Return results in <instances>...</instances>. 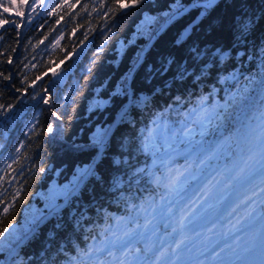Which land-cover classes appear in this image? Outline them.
Instances as JSON below:
<instances>
[{"label": "trees", "instance_id": "16d2710c", "mask_svg": "<svg viewBox=\"0 0 264 264\" xmlns=\"http://www.w3.org/2000/svg\"><path fill=\"white\" fill-rule=\"evenodd\" d=\"M189 1L194 0H143L137 6L108 12L107 7H100L101 0H68L74 7L65 5L48 15L60 0H44L32 11L31 22L15 15L20 0H12L13 7L7 13L0 8L4 18L21 23L19 29L12 24L0 28V73L10 75L9 80L0 76V105L12 106L0 116V177H4L0 180V200L4 201L0 204V227L10 223L15 236L0 249V264L11 246L64 200L78 171L91 164L96 140L104 136L127 100L129 69L154 30L176 10L175 5ZM3 3L7 6L8 0ZM103 3L107 6L112 0ZM84 5L87 8L82 10ZM200 9L191 8L164 27L133 71L132 99L95 164L99 179L89 178L63 208L49 214L13 250L7 264H63L79 249L97 243L116 217L130 215L127 204H158L164 190L154 187L146 175L135 174L138 169L152 167L151 155L139 151V145L153 121L162 125L183 119V113L196 106L202 96L209 97L210 106L223 105L243 88L245 78H255L257 83L242 101L230 106L224 119L203 138L208 149L221 135L228 136L226 146L209 164L232 165L234 173L241 167L239 162L249 157L256 132L264 137V89L259 85L264 63V0H219L207 11L203 9L187 38H180L182 29ZM21 10L29 11L27 6ZM243 23L249 30L241 35L238 27ZM194 47L207 53L195 63L190 53ZM216 49L227 52L230 59L213 66ZM169 60L173 61L169 70L161 72ZM203 60L209 64L201 73ZM185 64L190 74L181 79L177 67ZM230 72L236 74L238 83H221L218 78ZM45 95L50 104L41 99ZM53 111L62 119L53 116ZM48 124L54 125L53 133H45ZM17 147H21V153L16 154L19 160L12 163L11 154ZM172 163V167L183 169L186 159L176 156ZM254 176L245 172L242 183L232 184V201L226 204L229 209L240 204L246 192L260 182ZM4 206L9 207L6 214ZM230 214L231 222L245 216L241 204ZM139 220L143 224V217ZM157 223L158 237L167 242L171 227L165 229L159 218ZM116 254L120 255L118 246ZM94 258L111 259L106 253Z\"/></svg>", "mask_w": 264, "mask_h": 264}, {"label": "snow or ice", "instance_id": "6c2138e0", "mask_svg": "<svg viewBox=\"0 0 264 264\" xmlns=\"http://www.w3.org/2000/svg\"><path fill=\"white\" fill-rule=\"evenodd\" d=\"M79 2L80 0H76V3ZM142 2L143 0H131V3H129V0H112V3L106 6L103 0H101L100 7H107L108 12H115L119 9H127L130 6H137ZM43 3L44 0H20L15 15L20 17L21 20L27 17V20L31 22L32 11ZM65 5L68 8L74 7V4L69 3L68 0H60V3L55 4L51 12H47L46 14L54 15L57 9H63ZM25 6L29 9L28 12L21 10ZM193 6L202 7L207 11L210 7L214 6V0H194ZM11 7H13L12 0H8L7 6L4 5L3 0H0V8L3 9V13H7ZM86 8L87 5H84L82 10ZM182 8L183 6L177 3L175 5L176 10L165 21V24L171 19H174ZM3 13H0V28L8 24L15 25L17 29L21 27L19 21L6 19ZM65 14L67 15V13ZM199 19L200 17H197V21ZM57 23H59V20H57ZM195 23L196 21L193 22V25ZM193 25H189V28L185 29V32H189V29ZM163 26L161 25V27ZM248 30L247 23H243L238 27L241 35ZM17 35H19V32H17ZM182 42L178 41V43ZM190 53L194 63L201 61L207 55L206 52L195 47L190 49ZM228 59H230V56L227 52L222 49H216L212 53L211 62L215 66L225 63ZM172 63L173 61L169 60L168 65L162 67L160 71H168ZM208 64L209 61L203 60V63L200 65L201 73H204L208 68ZM189 74L186 64L177 67V76L179 78L183 79ZM52 75L56 76L57 74L53 72ZM0 76H3L4 80L10 79V75L0 73ZM218 79L221 83H227L229 81L238 83V78L234 72H230L227 76H221ZM245 79L247 83L244 84L243 88L234 92L229 101L223 105L213 104L210 106L208 104L209 97L202 96L199 98L196 106L183 113V119L163 123L162 125L153 121V127L148 129L144 141L139 145V151L146 155H151L152 167L138 169L135 174L146 175L154 187L164 190L159 204L155 201L150 202L147 206L141 203L139 207L134 203L127 204L126 207L130 215L116 217L110 226L105 227L97 243L89 244L87 248L79 249L76 255L68 256L63 261V264H205V261L202 260L185 261L182 258L185 252L191 253L194 248L208 249L210 247L209 242L211 241V236L193 230L192 225L196 221L208 220L219 210V207L227 199L228 193L226 190L233 183L239 182L244 178L247 162H245V166L239 167L234 173L228 176L221 173L219 178L212 177L207 179L201 188L194 193L196 199H190L189 203L180 209L178 218H174L175 204L172 197L182 192L189 181H197L204 169L208 167L209 161L215 158L219 146L217 148L210 147L205 149L203 138L209 133V130L214 124H218L224 119L229 107L241 102L249 89L257 83L255 78ZM259 85L264 89V63L261 65ZM16 90L23 91L20 88ZM36 95H39V93ZM35 98L36 96H33V99ZM41 99L45 104L51 103V99L47 95L41 97ZM176 99L178 102L180 98L177 97ZM11 107V105L7 107L0 105V108L4 109L0 111V116H3ZM52 115L57 119H62V116L56 111H53ZM161 116L163 117V113ZM176 124H179V127ZM44 131L49 134L53 133L54 125L48 124ZM197 135L200 137L199 140L196 139ZM96 144L99 149L97 155L102 156L104 149L107 147L104 137H99L96 140ZM21 147H23V142H21ZM21 147H17L15 152L11 154L12 163H18L19 157L16 154L21 153ZM176 156L185 157L186 165L183 170L172 167V161ZM4 164L7 167H11V164L7 160L4 161ZM38 170L41 172L44 171L43 168H39ZM5 172L7 174V169H5ZM20 174L23 173L21 172ZM92 177H96L95 165H85L78 171L75 182L71 186V191L68 192V195H71L72 191L80 188ZM96 178L99 179V177ZM3 179L4 177H0V180ZM258 195H264V187H261L259 192L253 191L252 196ZM252 196L246 195L240 201V204L251 201ZM3 203L4 201L0 200V204ZM240 204H237L232 210L235 211ZM261 204H264V199L261 200ZM2 211L5 214L8 213L9 207L4 206ZM254 211L255 209L253 208L247 215L251 216ZM140 217H143V224L140 223ZM158 218L164 222L165 229L171 226V232L166 234L170 238L167 239V242L157 235L159 231ZM261 219H264V211H262ZM170 221L171 224L169 223ZM11 228L12 225L10 223L0 227V249L15 238L14 233L11 232ZM207 233H212L211 227L207 228ZM92 239L95 241L97 237L93 236ZM133 241H135V246L133 245ZM118 244L121 245L119 256L116 254ZM140 245H143V247ZM223 251L224 249H221V252ZM233 251L235 250L233 249ZM246 251H251V248L246 249ZM104 253L111 259L94 258ZM209 264H234V262L221 259L220 252H217L215 247H211V260ZM259 264H264V232L261 233V259Z\"/></svg>", "mask_w": 264, "mask_h": 264}, {"label": "rangeland", "instance_id": "374dc122", "mask_svg": "<svg viewBox=\"0 0 264 264\" xmlns=\"http://www.w3.org/2000/svg\"><path fill=\"white\" fill-rule=\"evenodd\" d=\"M227 143L228 136L227 134H223L213 142L211 148H217V146H219L218 151H220L226 146ZM250 151L249 157L245 158L239 163L240 166H245V162H247L246 173L251 171L255 175L254 178L257 177V179L262 180V183L259 186L253 187L251 191L248 192L249 196H252L253 191L259 192L261 187H264V137H262V133L256 132L255 138L252 140ZM231 166L232 165L229 166L225 164H220L217 166V163L209 164L205 173L201 174L197 181H193L191 185H186L182 192L174 195L172 197V200L175 204L174 218H178L180 209L188 204L190 199H196L194 193H196L201 188L207 179L212 177L219 178L221 173H223L225 176L232 174L233 168ZM173 168L181 169L179 166H173ZM243 180L244 178L237 183H242ZM244 186L246 185L244 184ZM229 190L230 188L226 190L228 193L227 199L219 207V210L216 211L215 214H213L208 220L196 221L192 225L193 230L211 236V241L209 242L210 247L208 249L194 248L191 253L185 252L182 257L185 261L202 260L205 261V264H209V261L211 260V251L207 254L205 252L210 250L211 247L215 245V243L220 242V245L216 247L215 250L220 252L221 259L233 261L234 264H259L261 259V245L259 244L258 240L257 228L259 226L260 220L257 218L259 216V211L262 209L261 200L264 199V195L252 196L251 201L244 203L247 210L245 211V216L242 221L231 222L230 213L233 210L226 206L228 202L232 201ZM159 202L160 199L158 204ZM56 205L51 207L49 210L54 208ZM253 208L255 211L251 216H248L247 213L252 211ZM169 223L171 224V221ZM213 225H215V227H213ZM210 227L212 228V233L209 234L207 233V228ZM220 227L221 229H219ZM247 228H250V230H245ZM247 231H252L253 233L251 241L248 242L245 238V236L247 237V234H243ZM117 246L121 249V245L118 244ZM248 248H251V251H246ZM221 249H224V251L221 252ZM233 249L235 251H233Z\"/></svg>", "mask_w": 264, "mask_h": 264}, {"label": "water", "instance_id": "95a60500", "mask_svg": "<svg viewBox=\"0 0 264 264\" xmlns=\"http://www.w3.org/2000/svg\"><path fill=\"white\" fill-rule=\"evenodd\" d=\"M219 1V0H214V4ZM193 3L194 1H189L187 3H185L183 5V8L182 10L180 11V13L176 16L178 17L179 15L181 14H184L186 13L189 9L191 8H198V7H194L193 6ZM204 12L203 9H200L197 14L195 15V17L189 21L187 23V25L182 29L181 33H180V38H184L188 35L189 32H185V29H188L189 28V25H193V22L196 21V23L199 21H197V17H200L201 18V14ZM172 15V13L163 20V22L154 30L152 36L149 38V40L147 41V43L145 44V46L143 47V49L140 51L139 55L137 56L135 62L133 63V65L131 66V68L129 69L127 75H126V78H125V86L128 88V97H127V100L124 102V104L121 106V108L119 109L116 117L114 118V120L111 122L106 134L103 136L104 137V141L105 143L108 141L109 137H110V134L112 132V130L114 129L115 125L118 123V120L120 118V115L121 113L123 112V110L125 109V107L127 106L128 102L131 100L132 98V90H131V87H130V77L133 73V71L135 70V68L144 60V56L146 55L147 51L150 49L151 45L154 43V41L156 40V38L159 36V34L162 32V30L164 29V27H166L172 20L174 19H171L167 24H165V21L169 19V17ZM195 23V24H196ZM194 24V25H195ZM161 25H164L163 27H161ZM193 25V26H194ZM183 34V35H182ZM139 58V59H138ZM99 149H98V146H97V151L95 153V156L93 157L92 161H91V164H96L99 156L97 155ZM83 186V185H82ZM81 186V187H82ZM80 187V188H81ZM79 188H77L75 191H72V194L71 195H66V197L64 198V200L62 202H60L59 204H57L56 206L58 207H54L52 208L51 210L47 211L46 213H44L37 221L36 223L34 224V226L32 227V229L27 232L26 234H24L20 239H18L14 245L11 247V249L8 251V254H7V257L5 259V261L2 263V264H7L8 262V259H9V256L11 254V251L13 250V248H15L17 245H20L22 244L24 241H26L30 235L37 229V227L41 224V222L43 221V219L49 215L50 213L52 212H55V211H58L60 210L61 208H63L68 199L78 190ZM218 243H215V245L213 247H216Z\"/></svg>", "mask_w": 264, "mask_h": 264}, {"label": "bare ground", "instance_id": "6f19581e", "mask_svg": "<svg viewBox=\"0 0 264 264\" xmlns=\"http://www.w3.org/2000/svg\"><path fill=\"white\" fill-rule=\"evenodd\" d=\"M256 182L257 181H262V180H260V179H257L256 178V180H255ZM255 181H253V182H255ZM252 182V183H253ZM253 207V206H252ZM262 211H264V204H262ZM262 211H261V213L259 214V216H258V218L257 219H259L260 221H259V226H258V228H257V230H258V240H259V244L261 245V233L262 232H264V219H260L261 218V214H262ZM219 229H221V227L219 228ZM245 230H247V229H245ZM248 230H250V228H248ZM243 234H247V237H245L246 238V241L248 242V241H251V238H252V231H247V232H244ZM22 237V236H21ZM20 237V238H21ZM19 238V239H20ZM14 245V244H13ZM12 245V246H13ZM11 246V247H12ZM18 246V245H17ZM16 246V247H17ZM15 247V248H16ZM15 248H13V250L15 249ZM11 249V248H10ZM9 249V250H10ZM13 250L11 251V254H10V256L12 255V252H13ZM8 254V253H7ZM10 256H9V258H10ZM7 257V256H6Z\"/></svg>", "mask_w": 264, "mask_h": 264}]
</instances>
